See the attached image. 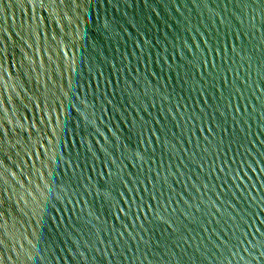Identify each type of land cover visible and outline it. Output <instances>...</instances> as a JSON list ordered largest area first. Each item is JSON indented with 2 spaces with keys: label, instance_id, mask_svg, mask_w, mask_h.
Wrapping results in <instances>:
<instances>
[{
  "label": "water",
  "instance_id": "obj_1",
  "mask_svg": "<svg viewBox=\"0 0 264 264\" xmlns=\"http://www.w3.org/2000/svg\"><path fill=\"white\" fill-rule=\"evenodd\" d=\"M0 264H264V0H0Z\"/></svg>",
  "mask_w": 264,
  "mask_h": 264
}]
</instances>
